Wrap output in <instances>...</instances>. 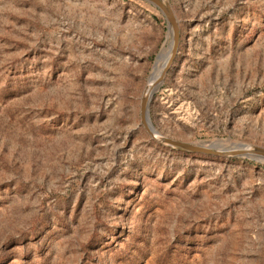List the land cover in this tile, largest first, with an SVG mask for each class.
Segmentation results:
<instances>
[{"label": "rangeland", "instance_id": "374dc122", "mask_svg": "<svg viewBox=\"0 0 264 264\" xmlns=\"http://www.w3.org/2000/svg\"><path fill=\"white\" fill-rule=\"evenodd\" d=\"M166 2L156 135L264 148V0ZM170 28L152 0H0V264H264V156L141 123Z\"/></svg>", "mask_w": 264, "mask_h": 264}, {"label": "water", "instance_id": "95a60500", "mask_svg": "<svg viewBox=\"0 0 264 264\" xmlns=\"http://www.w3.org/2000/svg\"><path fill=\"white\" fill-rule=\"evenodd\" d=\"M155 2L156 5H158L164 12L167 20L169 21L172 29V44H171V54L169 56V60L167 63V66L165 67L164 72L162 75L153 80V85L157 86L160 84V82L164 79L165 75L169 71L171 65L173 64L177 53L179 49V44H180V27L179 23L175 17V14L173 10L171 9L170 5L164 0V3L161 0H152ZM159 58V55L157 56V60ZM156 60V62H157ZM156 64V63H155ZM151 77L149 79L148 85L151 81ZM148 85L146 87V90L144 92V96L142 98L141 102V108H140V117H141V123L149 136L157 141L160 144H168L170 147H177L182 151L186 152H192V153H199V154H206V155H212V156H218V157H227V156H241V155H247L249 152L250 154H258L264 156V148L260 147H252L251 146V151L246 150V146L243 149L245 150H236L233 152H228V151H216L213 147H205L202 145H195V144H188V143H183V142H178V141H173L171 139L163 138L162 140L157 139V135L155 132V127L153 126L150 116H149V103L151 100V97L149 98V93H146ZM242 145V144H240Z\"/></svg>", "mask_w": 264, "mask_h": 264}, {"label": "bare ground", "instance_id": "6f19581e", "mask_svg": "<svg viewBox=\"0 0 264 264\" xmlns=\"http://www.w3.org/2000/svg\"><path fill=\"white\" fill-rule=\"evenodd\" d=\"M163 3H164V0H161ZM171 30V34H172V29L170 28ZM171 44H172V40L170 42V48H171ZM171 54V52H170ZM170 56V55H169ZM163 57V50L162 52L160 53L159 55V58L154 66V70L151 74V81L148 85V88H147V91L146 93H149V98L153 95V93L156 91L157 89V86H154L152 83H153V80L159 78L162 73L164 72L165 70V67L167 66V63H168V60H169V57L164 61V59H162ZM156 130V129H154ZM156 134H157V130L155 131ZM158 140H162L163 138H161L159 136V134L156 136ZM222 142V140H221ZM204 142L202 143H199V145H202V146H205L207 147L206 145H203ZM211 143V142H210ZM208 147H213L216 151H228V152H233V151H236V150H241L242 148V145H239L237 143H232L231 145H222V144H216V145H209ZM244 148V147H243ZM242 150H245V149H242ZM247 151H251V146H248L246 148ZM247 155H250V152L247 154Z\"/></svg>", "mask_w": 264, "mask_h": 264}]
</instances>
